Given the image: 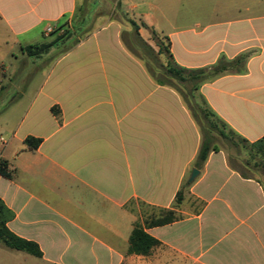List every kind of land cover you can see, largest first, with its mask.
<instances>
[{"label":"crops","instance_id":"obj_1","mask_svg":"<svg viewBox=\"0 0 264 264\" xmlns=\"http://www.w3.org/2000/svg\"><path fill=\"white\" fill-rule=\"evenodd\" d=\"M87 1L0 0L4 78L18 74L8 58L26 62L25 47L35 45L31 32H53L65 21L72 32L37 57L54 58L9 138L0 136V160L12 173L0 174V199L14 213L6 225L42 255L0 243L31 256L17 264H264V183L232 167L222 148L189 181L200 129L181 96L153 79L156 67L138 50L157 53L155 32L168 37L182 67L243 61L242 71L225 72L200 92L228 129L255 142L264 137V0H223L214 8L227 20L167 30L154 25L150 0H116L129 26L111 15L93 21L96 9ZM98 1L102 7L114 0ZM29 136L42 139L36 149L25 143ZM186 181L178 211L187 215L146 228L158 244L148 254L131 252L134 222L143 217L130 204L171 208ZM190 198L202 203L197 212L184 209Z\"/></svg>","mask_w":264,"mask_h":264},{"label":"rangeland","instance_id":"obj_2","mask_svg":"<svg viewBox=\"0 0 264 264\" xmlns=\"http://www.w3.org/2000/svg\"><path fill=\"white\" fill-rule=\"evenodd\" d=\"M92 1L91 5L96 9L92 14V20L94 21L96 17L100 15H111L113 17H117L121 20L122 25L129 26L130 24L126 20L128 14L121 13L119 9L116 8L114 0L111 5L105 3L102 7H97L94 3L98 0H90ZM103 1V0H101ZM154 7L151 9V16L156 20L154 25H158L159 27H163L165 30L170 29L174 26H190V25H212L215 22L220 20H227L230 18L229 14L219 12L215 10V5L217 2H221L223 0H150ZM89 2L87 0H80V5ZM90 4V3H89ZM81 7V6H80ZM97 7V8H96ZM80 8H78V11ZM125 11V8H124ZM81 15V13L79 14ZM237 15H240L239 13ZM243 12L241 16H244ZM78 20V18H77ZM69 22L65 21L61 26L57 27L50 35H45L41 31V27L34 30L30 34V38L33 44H43L53 42L57 37L63 35L68 27ZM90 25V24H88ZM94 25L93 23L91 24ZM160 27V28H161ZM88 30V29H87ZM86 30L81 33L85 34ZM80 35V34H79ZM80 35V36H81ZM151 43L153 47L158 49L155 44V40L153 36ZM162 37V36H160ZM167 44V41L164 40V45ZM68 46L64 47L67 48ZM62 48V50L64 49ZM139 52L146 57L148 61L152 63L156 67L157 71H160L157 67L158 63H165L167 61V54H152L148 53L146 49L139 48ZM14 53L20 57H22V53L19 48H15ZM59 52H57L58 54ZM51 56L46 58H31L26 56L25 61H16L13 58H8L6 61L7 65L13 64L18 71L12 79L4 78L0 76V83L5 86V91H2L0 88V94L2 95V99H0V136L4 138H9V132L13 130L15 126L20 122L21 117L23 116L26 108V104L35 96L37 89L42 84V80L44 77V73L48 71L50 64L52 62L51 58L53 57L52 52ZM55 54V56H57ZM153 61V62H152ZM27 75L28 83L25 85L22 82V78ZM11 80V81H10ZM210 81V80H209ZM21 90H24L25 95L22 98L16 99V101L12 102V99L17 96V93ZM3 92V93H2ZM195 98L193 102L198 103L203 108L207 107V104H204L201 96L204 98L200 89L194 92ZM220 126V124H218ZM230 135V140H219V146L226 150L229 158H231L238 165L240 170L244 173L258 177L264 183V153L258 149H251L249 146L245 145L242 141H240L236 136H233L228 128L226 130ZM202 206L198 200L194 198H190L187 203H185V210L188 213L197 212ZM130 209L134 212L136 216L145 217L152 213L151 208L139 204L137 202H132L130 204ZM187 215V213L183 214ZM31 257L29 254L24 252H19L15 250L8 249L2 243H0V264L13 263L17 264L24 258ZM25 258V259H26Z\"/></svg>","mask_w":264,"mask_h":264},{"label":"trees","instance_id":"obj_3","mask_svg":"<svg viewBox=\"0 0 264 264\" xmlns=\"http://www.w3.org/2000/svg\"><path fill=\"white\" fill-rule=\"evenodd\" d=\"M133 24L138 29V26L134 21ZM71 36L72 32L70 30H66L63 35L57 37V39L53 42L43 43L40 45H28L25 47V50L28 52L29 56L37 58L47 53L54 45L64 44ZM154 39L158 49L156 53L151 47H149L151 52L155 54L166 53L167 61L165 63H158L157 68L160 71L154 73L150 69V73L157 84L168 86L174 89L181 96L183 102L197 123L201 133V144L194 166L201 169L210 153L220 150L221 147L219 146V140H230L231 137L226 131V124L213 112L205 98L201 96L203 103L207 104L206 108H203L198 103L193 102L192 98H195L194 92L199 90L203 83L212 80L225 72L242 71V67L239 66H243L244 62L238 60L235 63L221 58L215 65L206 68L190 69L182 67L173 58L168 37H160L154 32ZM164 40L167 41L166 45H164ZM52 112L56 116H59L58 106H53ZM218 124H220V126ZM228 130L233 136H236V138L242 141L245 145L249 146L251 149H258L264 153V137L255 142H248L246 139L236 134L233 130ZM41 141V138L29 136L26 138L25 143L28 148L36 149L40 145ZM229 161L232 167L238 170L240 169L231 158H229ZM0 174L8 178L12 177L11 171L8 170V163L5 160H0ZM241 174L246 176L243 171ZM189 185V181L182 184L176 194V204L171 208L150 206L141 202L142 205L151 208L152 213L143 217L142 221L137 220L134 222V228L130 237L131 252L148 254L151 248L158 244V240L149 235L146 232V228L169 224L183 218L182 213L178 211V207L183 202L184 190ZM13 216L14 213L6 206L3 200L0 199V242L7 247L21 250L35 256H41L42 252L38 244L33 241L20 238L9 230L6 224Z\"/></svg>","mask_w":264,"mask_h":264},{"label":"water","instance_id":"obj_4","mask_svg":"<svg viewBox=\"0 0 264 264\" xmlns=\"http://www.w3.org/2000/svg\"><path fill=\"white\" fill-rule=\"evenodd\" d=\"M198 174H199V170L197 168H193L191 175H190V178H189V181H193Z\"/></svg>","mask_w":264,"mask_h":264},{"label":"built area","instance_id":"obj_5","mask_svg":"<svg viewBox=\"0 0 264 264\" xmlns=\"http://www.w3.org/2000/svg\"><path fill=\"white\" fill-rule=\"evenodd\" d=\"M52 27H48L47 29H46V31H45V34L46 35H48V34H50L51 32H52ZM1 140H3V139H1Z\"/></svg>","mask_w":264,"mask_h":264}]
</instances>
